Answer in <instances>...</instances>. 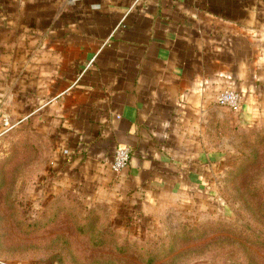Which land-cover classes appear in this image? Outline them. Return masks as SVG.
Returning a JSON list of instances; mask_svg holds the SVG:
<instances>
[{"label": "crops", "instance_id": "1", "mask_svg": "<svg viewBox=\"0 0 264 264\" xmlns=\"http://www.w3.org/2000/svg\"><path fill=\"white\" fill-rule=\"evenodd\" d=\"M225 89L240 111L216 102ZM239 115L264 119V0H0V117L54 130L61 181L134 211L190 209L218 176V129Z\"/></svg>", "mask_w": 264, "mask_h": 264}, {"label": "rangeland", "instance_id": "2", "mask_svg": "<svg viewBox=\"0 0 264 264\" xmlns=\"http://www.w3.org/2000/svg\"><path fill=\"white\" fill-rule=\"evenodd\" d=\"M238 117L218 129L206 200L134 211L105 186L58 178L48 124L1 116L0 264H264V119Z\"/></svg>", "mask_w": 264, "mask_h": 264}, {"label": "built area", "instance_id": "3", "mask_svg": "<svg viewBox=\"0 0 264 264\" xmlns=\"http://www.w3.org/2000/svg\"><path fill=\"white\" fill-rule=\"evenodd\" d=\"M243 101V95L234 89H225L220 92L216 97V102L224 107L239 110ZM131 159V150L129 147H120L116 150L112 168L115 172H121L128 166Z\"/></svg>", "mask_w": 264, "mask_h": 264}]
</instances>
